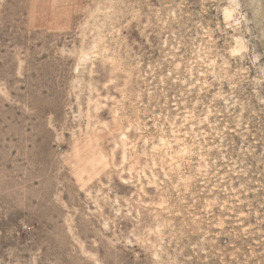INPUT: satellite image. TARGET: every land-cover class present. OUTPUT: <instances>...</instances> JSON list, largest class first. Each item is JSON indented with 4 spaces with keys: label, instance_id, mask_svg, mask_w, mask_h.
Returning <instances> with one entry per match:
<instances>
[{
    "label": "rangeland",
    "instance_id": "obj_1",
    "mask_svg": "<svg viewBox=\"0 0 264 264\" xmlns=\"http://www.w3.org/2000/svg\"><path fill=\"white\" fill-rule=\"evenodd\" d=\"M0 264H264V0H0Z\"/></svg>",
    "mask_w": 264,
    "mask_h": 264
}]
</instances>
